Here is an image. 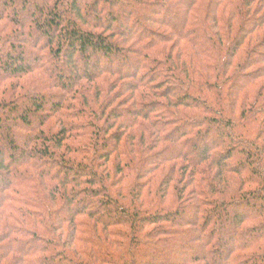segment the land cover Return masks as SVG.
Masks as SVG:
<instances>
[{
	"label": "trees",
	"instance_id": "1",
	"mask_svg": "<svg viewBox=\"0 0 264 264\" xmlns=\"http://www.w3.org/2000/svg\"><path fill=\"white\" fill-rule=\"evenodd\" d=\"M31 1L0 0V264H264V0Z\"/></svg>",
	"mask_w": 264,
	"mask_h": 264
},
{
	"label": "rangeland",
	"instance_id": "2",
	"mask_svg": "<svg viewBox=\"0 0 264 264\" xmlns=\"http://www.w3.org/2000/svg\"><path fill=\"white\" fill-rule=\"evenodd\" d=\"M3 1H5V0H1V2H3ZM29 1H31V0H29ZM38 1H40V0H33V1H31V2H34V4L33 5H35V4H37V3H39ZM42 1V0H41ZM41 3V2H40ZM19 4V3H18ZM137 8V7H136ZM29 10H31L32 9V7H29L28 8ZM252 9H254V14H253V18H255V19H257V21H258V23H264V7H263V5L262 4H260V3H254L253 4V8ZM130 9H127L125 12V14L122 16L123 18H125L126 17V15L127 16H129V14H130V11H129ZM85 12V11H84ZM147 14H149V13H147ZM257 14V15H256ZM23 16H27L26 14H23ZM117 28V27H116ZM115 28V29H116ZM125 28V27H124ZM127 28V27H126ZM128 29H123V31H127ZM135 31H137V32H139V33H143L142 32V30L141 29H139V28H135ZM155 34H164L163 32H160V31H156V32H154ZM150 37V36H149ZM119 42L121 43L122 42V40H119ZM119 62H120V58H115L114 60H113V64H111L110 65V67L111 68H115L116 66V63L117 64H119ZM105 63H104V61H102V59L101 58H99V61H98V66H103ZM76 65H77V69L79 70V69H81L80 68V65H79V63H78V61H77V63H76ZM123 70L122 71H125V72H129L131 69L129 68V66L127 67H123L122 68ZM121 71V70H120ZM66 77H68V75H65ZM162 104H163V102H162ZM122 112L124 113L125 111H123L122 110ZM193 113L196 115V117L197 118H199L200 120H204L207 116H205V115H203V113L202 114H200V112L199 111H193ZM125 114V117L128 119L129 118V115L128 114H126V113H124ZM1 128H2V126L0 125V136H1V138H4V134L1 132ZM20 131L21 132H18V131H14L13 132V139L17 142V146L18 147H22L23 145H24V143H25V140H24V136H22V135H26L27 137L28 136H30L31 135V132H29V131H27V130H24V129H20ZM30 133V134H29ZM213 133H214V130H212L211 131V138L212 139H214L215 141H217V138L215 137V136H213ZM110 145H112V143L110 144ZM201 144L200 143H198V147L200 148L201 146H200ZM191 146V145H190ZM190 146H185L184 148H177V150H176V152L177 153H181V152H183L184 150H186L187 152L190 150ZM211 146V145H210ZM210 146H208V147H210ZM4 147H7V145L5 144L4 145ZM8 148V147H7ZM176 147L175 146H172V152H174V149H175ZM7 152L5 153V157H4V159L5 160H7V156L10 154L9 152H8V150H6ZM109 151H111V149H109ZM240 152L238 151V150H236L235 151V154H238V155H240L239 154ZM16 155V154H15ZM238 157V156H237ZM239 159L238 160H236V161H238V162H244L245 160H246V158L245 157H243V156H239L238 157ZM233 160H235V159H233ZM7 162V161H6ZM232 162V161H231ZM233 163V162H232ZM0 173L2 174L3 173V171H0ZM166 202H167V200H166ZM92 212H99L100 213V208H99V206H96V205H92L91 206V209H90ZM76 211H79V209H77ZM188 214H186L187 215V217H186V219L188 218V219H190V217H189V215H190V213L189 212H187ZM199 222H201V218H200V221ZM1 233V232H0ZM226 236L227 235H229V231L227 230L225 233H224ZM1 235V234H0ZM232 239V238H231ZM8 249H10L9 248V246H6L4 249H0V250H2L3 252H9V251H11V250H8ZM19 253V252H18ZM8 258L11 260L10 261V264H16L17 262H16V259H15V256L14 255H9L8 256ZM182 260V257H180V258H176V259H172V261L173 262H178V261H181ZM2 264V263H1Z\"/></svg>",
	"mask_w": 264,
	"mask_h": 264
}]
</instances>
